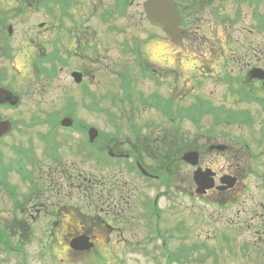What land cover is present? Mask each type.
Returning <instances> with one entry per match:
<instances>
[{"label": "flooded vegetation", "instance_id": "af4514ba", "mask_svg": "<svg viewBox=\"0 0 264 264\" xmlns=\"http://www.w3.org/2000/svg\"><path fill=\"white\" fill-rule=\"evenodd\" d=\"M106 1L108 5H101L100 0H0V123L10 124L8 133L0 138V148L6 139L12 143L5 155L0 149V239L6 244L19 238L17 247L0 246L4 257L0 264H26L28 256L23 244L29 237L35 241L42 264H264V172L256 173L254 163H248L249 156L264 149V119L258 122L216 120L210 115L208 119L190 117V129L181 130L185 108L194 104L184 107L185 98L197 101L192 98L195 92L187 94L181 89L184 91L191 83L187 78L215 82L212 66L217 63L221 70L230 60L236 63V74L239 71L244 75L232 79L233 88L239 84L249 96L264 98V80L259 78V71H264V0H166L178 12L177 27L183 36L179 43L168 38L167 28L153 24L139 12L138 8L142 9L149 0ZM127 9L131 22L125 20ZM95 18L99 20L88 23ZM99 26L104 27L103 31ZM233 29L255 34L261 40L232 39L229 34L236 31ZM103 32L107 41L113 42L114 59H109L107 49H103ZM219 32L221 38L217 36ZM138 33L146 37L137 39ZM232 45L239 48L226 56L225 48L229 50ZM153 46H159L164 53L157 61L148 52ZM205 47L207 53L202 55ZM239 50L241 54L235 55ZM186 54L195 60L190 71L185 70ZM167 56L172 58L171 63ZM110 65L123 67L115 91L130 88L128 95L134 94L122 106L139 112L138 117L145 111L156 116L145 124L132 118V114L119 120L134 127L133 135L129 139L125 136L124 143L117 139L109 149L107 141L100 137L95 151L74 153L70 146L72 131L59 126L60 121L56 125L54 120L18 119L23 98L27 93L32 98L36 95L31 93L32 88L35 85L38 92L37 80L41 77L42 83L46 78L50 84L63 79L64 85L55 86L71 106L68 97L73 91L89 97L88 87L93 85L94 76L105 73ZM30 79L33 81L28 82ZM25 84L29 87L24 88ZM227 96L229 93L223 104ZM234 96L232 103L240 99ZM246 126L252 127L250 131L245 130ZM154 127L158 129L155 132L151 131ZM33 129L31 142L28 135ZM233 130L244 133L235 135ZM225 138L228 143L219 142ZM184 139L193 141L191 147ZM158 143L163 145V152L157 150L161 158H177L182 167L192 171L180 174L177 185L170 187L166 182L170 179L168 166L155 171L144 162L145 155L155 154L152 151ZM35 144L39 150L34 149ZM153 144L156 145L152 147ZM251 144H257L256 149ZM235 145H242L243 152ZM124 146L128 149L123 150ZM105 154L113 160L112 165L131 159V172L155 186L162 182L165 187V191L162 185L154 188L149 203L146 198L139 203L138 219H152L148 232L136 230L137 213L129 211L131 193L137 192L135 186L106 185L103 176L88 172L89 161L104 167ZM188 154L193 156L194 165L183 161ZM217 161L219 170L213 169ZM253 176L263 180V189L253 210H248L247 197L246 201L241 198ZM208 183L211 187L203 191ZM169 191L178 195L180 204L204 199L215 211L202 222L199 214L195 217L189 210H178L181 222L168 231L165 226L171 221L161 212L166 207L158 209V204L169 199L175 203ZM232 207L237 208L231 216ZM206 226L212 230L199 232ZM186 240L188 244L183 243ZM175 242L179 244L174 247ZM236 246L244 255L249 251L241 263H236L237 256L230 257Z\"/></svg>", "mask_w": 264, "mask_h": 264}, {"label": "rangeland", "instance_id": "374dc122", "mask_svg": "<svg viewBox=\"0 0 264 264\" xmlns=\"http://www.w3.org/2000/svg\"><path fill=\"white\" fill-rule=\"evenodd\" d=\"M111 1V0H110ZM100 4L101 5H108V2L106 0H100ZM108 9V8H106ZM100 11V10H99ZM101 12V11H100ZM101 15V13H99ZM130 15V10L127 9L126 10V13H125V20H127L128 22H131V19L129 17ZM99 16V15H98ZM90 19V17H89ZM93 20H99L97 18L95 19H91L88 21V23L90 24L91 21ZM99 28H101L100 31H103V28L102 26H99ZM233 30H236V31H232L229 35L231 36L232 39H255V40H261V38H259L258 36H256L255 34H252L251 33V36L248 35L247 32H240V30H237V29H233ZM264 34V32H263ZM103 35V36H102ZM101 35V39L103 40V49H107L105 51H107L108 55H111V57H116V54H115V51L114 49L112 48L113 46V42H108V38H107V34L106 32H103ZM209 35V34H208ZM221 35L222 33H218V38H221ZM110 37H113V36H110ZM154 47V48H153ZM152 47V50L150 48V50L148 51L150 55H152V58L154 60H159L158 58L164 54L162 53V49H160L159 46H153ZM239 47L237 46H230L229 47V50H226V56H228L229 54L231 55L232 54V51L234 52L235 49H238ZM263 51H264V46H263ZM165 52V50H163ZM207 53L206 52V47L203 49L202 51V55ZM241 54V50H239L237 53H235V55H240ZM170 56V54H169ZM186 57H191V56H188L186 55ZM167 60H169L168 62L171 63L172 61V58L171 57H165ZM209 59V58H208ZM190 61H192V59H190ZM190 61H187L185 60L184 63H186L185 65V70H188L190 71L192 69V67L195 66V63L194 62H190ZM218 62V61H217ZM106 64H108V62H106ZM123 64V63H122ZM166 64V61L163 62V65ZM218 64L217 65H213V74H214V77H216V82H211L210 80H203V78H198L196 79L194 77L193 82L190 78H187V77H193V76H186V78L191 82V83H188L187 86L184 88V91L183 89H181V87L179 89H181L182 92L184 93H187V94H190L191 92L190 91H193L195 92L193 95H192V98H194V100L196 98H199L198 101L196 102H193L189 97L187 96L185 98V102H184V107H187L191 104H193L189 110L191 108H193V106L195 104L199 105L200 107H197V108H200L201 110H209V109H215V110H218L220 109L219 107H221V110L218 111L216 115V120H221V118L224 120V119H227V115H229L230 113L229 112H224L225 110H229V109H237L239 112L240 110H244V109H248L250 112V114L253 116L256 117V121H261L263 120V117L262 116L263 114L261 113L260 111V107L256 106L255 103H251V104H248V105H242L240 104L239 106H236V107H233L232 105V102L231 99L232 98H229L228 101H227V104L225 105H222L224 103V96L227 95V91L229 89V85L233 79V77L236 75V77H238L240 79V77H243V72H240L238 71V74L237 73V70H236V63H233L231 62H228L225 66H226V69L224 70H221L219 67H218ZM107 67V66H106ZM170 67V66H169ZM109 70H105V73H101L99 76H94L95 79H94V83L93 85L91 84V86L89 85V91L90 92H93L92 94L94 95V97L96 99H100L101 96H104L105 99H103V101L105 103H108V106L105 108V109H108V113H111V114H114L117 116V123L116 125L114 124H108L106 121L108 120L107 118L105 119L104 115L103 114H96L94 112H91V111H87L86 109H84L82 107V105L84 104V101L81 100V97L78 93H76L75 91H73V94L70 96V99L72 101V108H71V115H72V119H76L77 122H82V123H85L86 125H91L95 128L98 129V132L101 131L100 134L101 137L104 139V141H107V147L109 149H112L113 147V144L114 142H117V139H119V141L121 143H124V137L125 136H122V135H127L128 133H130V129H127V126H125L126 124L122 121H119L121 119H123L124 117H126L128 114H132V118H135V119H138L140 120L139 122L141 124H145L146 122H150V120H155L156 119V116L154 113H150L149 111H145L141 114V117H138V113L139 112H131L130 108L127 107V106H122V104H120L121 102L120 99H122V95L119 93V92H116L114 91L115 93L112 95V93L108 94V93H103L105 92L106 90H112L113 89V82H115L117 84V81L119 80V78H122V75H123V67H114V65H110L109 66ZM160 69L161 71L164 70L163 68H158ZM125 70V69H124ZM107 71H109L107 73ZM112 71H117L116 74H113ZM165 71H167L165 69ZM34 74V73H33ZM32 74V75H33ZM28 75V71L25 73L24 76ZM31 75L28 76L30 78H32L33 76ZM115 75L119 76L116 80L115 78ZM27 77V78H28ZM99 77H101L100 79H98ZM42 77L40 78V80H37V83H38V92L34 89V86L32 88V94H36L33 98L32 96H28L29 93H27V95H25V97L23 98V104L21 105L20 109L17 111L19 113V117L18 119H22L24 120L25 122H28V120H43L45 118V116L47 115H50V113H54V112H57L58 113L56 114V116L58 115H61L63 112L66 114L68 113V108H64V105L66 103L65 101V95H63V93L61 92V89L60 88H56L55 85L57 84H60V85H64V82H63V79H61L59 82H56L55 84H50V81L46 78H44L43 80V83L41 81ZM100 81V87L97 88V81ZM121 80V79H120ZM30 81H33V79H30L28 82ZM110 82V84H109ZM49 84V85H47ZM29 84H25V86H23L24 88H27L29 87L28 86ZM197 86H200L199 88ZM202 88V90H201ZM196 89H198L196 91ZM257 89V88H256ZM143 91H147V92H151V91H148V90H144ZM153 91V90H152ZM200 91V92H199ZM111 95V96H109ZM109 97V99H108ZM112 99V101H111ZM203 99H206L208 101H204ZM90 103V101H88V104ZM102 103V102H101ZM32 104H37L39 107L33 109L32 107H30ZM41 104V105H40ZM44 106V107H42ZM187 109V108H185ZM236 118H240L239 116H235ZM206 117L204 116V118L202 119H205ZM208 119V118H206ZM187 120H190V118H185V121L184 122H181L182 124V128L181 130L185 131V130H189V126H188V123H187ZM173 124V123H172ZM119 126L120 129H121V132H119L120 136L118 138V136L114 137L115 134L117 131H118V128L116 126ZM169 127H173V125H169ZM207 126H205L206 128ZM255 136L259 135L258 133V128L257 126H255ZM204 128V129H205ZM252 127H249V126H246L245 127V130L247 131H250ZM170 129V128H169ZM158 129L156 127L153 128V130L151 131H157ZM246 131V133H247ZM166 133V132H165ZM232 133H235V135H243L242 132H237L236 130H233ZM82 133L79 131V130H74L73 129V134H72V138L70 140L71 142V150L75 153L77 150L80 149V144H82V141H83V135H81ZM34 135H35V130L33 129V132L31 134H29V139L31 142H33L34 140ZM131 135V134H130ZM102 141V139H100ZM205 142L206 141H209V140H206L204 139ZM257 140H259V138H257ZM126 141H129V140H126ZM185 141V144L188 145V147H191V144L193 143V141L191 139H184ZM213 141V139L211 140ZM219 142L220 143H228L227 139L225 138V141L223 140H220L219 139ZM209 143V142H208ZM133 144V142H132ZM232 144V142H231ZM230 144V145H231ZM11 145L12 143L10 142V139H6L5 142L3 143L2 145V148L1 149V153L3 155L6 154V152L10 151L11 149ZM156 144H153V146H155ZM251 146L256 149L255 146H257V144H251ZM187 147V148H188ZM163 148V145L161 143H158L157 146L155 147L154 152L155 154L152 156H149V155H145L143 158L145 159L144 162L147 164V167L148 169H153V170H160L161 167H167L168 166V169L170 170V179L167 180L166 182L169 183L170 187L172 185H177L178 182H179V175L182 174V173H191V169H189L187 166V168L185 167H182V161L180 160H177V158H172L167 160L166 158H161V156H159L161 154L160 151H157L159 149H161V151L163 152L162 150ZM234 148H237L239 150V152H243L242 150V145L240 147H238L237 145H235ZM35 150H39L40 148L37 146V144H35ZM125 149H128V147L124 146L123 147V150ZM236 149V151H237ZM92 150V151H95V147H89V151ZM264 152V149H258V152H257V155L255 153V155L253 154L252 156H249L248 157V163L249 165L251 166L252 163H254V167L255 168V171L256 173L257 172H260V173H263L264 172V154H260ZM236 156V154H235ZM246 158L247 156L244 155ZM75 156H73L74 158ZM239 160V159H238ZM252 160V161H251ZM109 161H113V160H107L105 159V165L104 167H102L101 165L97 166L95 165L93 162L89 161L88 162V165H87V169H88V172L90 174H93L95 175V177H98L99 175L103 176L104 177V180L103 182L106 184V185H113V186H121L123 184H126V185H134L135 188L137 189V192H133V194L131 193V198H132V201L133 202H130V209L129 211L134 214V213H137V224H135L137 227H136V230L139 231V232H148L149 229H148V224L151 223V218H148L146 219L145 221H142L139 220V216H140V209H139V206L142 202L143 199L146 198V201L149 203L150 199L152 200L153 199V196H152V191L154 188H160L161 185H162V190L165 191V187L163 186L162 182L158 183L156 186L154 185V183L150 180H143L142 178H140L136 172L133 173L131 172V170H129V167L132 168V161L131 159L128 161V160H121L120 161H115V162H118V163H114V165L110 164ZM235 161V160H234ZM220 162L217 161L216 165L213 167V169H216V170H219V165ZM234 164V163H233ZM184 166V165H183ZM85 168V167H84ZM97 168V170H96ZM86 170V168H85ZM193 170V169H192ZM191 171V172H190ZM260 182H263V180H260L258 179V177L256 176H253V177H250L249 178V181H248V187H247V191H246V194L244 193L243 194V199L244 201H246V197H247V209L249 210H253V206L255 205L256 201L258 202L260 200L259 197H261V194H262V189L263 187L260 185ZM133 189H131L132 191ZM170 190V189H169ZM137 193L140 195V200H139V195H137ZM169 195L172 196V200L173 202L175 203H171V199H169L168 201L169 202H159L158 204V209H160L161 207L165 206L166 209L165 211H162L161 212L167 216L168 218V221L170 220L171 222L169 223V225L165 226L166 228L168 227V231L170 228L174 227L175 224L177 223H180L181 222V215L176 212V211H181V212H185V211H188L192 213V215H194L195 217H197V215L199 214L200 215V219L201 220H208V215L209 213H212L214 212L215 210H213V207L212 205H208L207 204V201H204V199L202 200H199L198 202H194V203H188V202H184V204H180L179 201H181V199L178 197V195L172 191H169ZM252 197H254V200H252ZM2 201V198H1V194H0V203ZM179 202V203H178ZM177 203H178V206H177ZM236 208L237 207H232L230 210L231 212V216L233 215V213L236 211ZM183 209V210H182ZM161 216V214H160ZM2 220V216L0 214V221ZM141 223H140V222ZM186 228H187V231H189V228H188V223H186ZM164 231H166V229H163ZM212 230V227L209 228L208 226L204 227L202 229L201 227V230L199 232H206V231H210ZM241 238V237H240ZM204 239V236H202V240ZM19 238L17 239H12V245L13 247H17L18 245V241ZM188 241L186 240L185 242L183 243H187ZM179 243L175 242V246H177ZM188 244V243H187ZM240 247V246H239ZM241 247H242V244H241ZM23 248H24V252L27 254L28 257H26V264H42V258L40 257V260L37 258L39 254H37V246L35 244V241L32 239V237H29V238H26L25 239V243L23 244ZM243 250L242 248L239 249L238 246H236V251L234 252V254H232L230 257L231 259H235V257L237 256L236 258V263H241L242 260H243V257L246 258L247 255L249 254V251H248V254L247 255H244L243 254ZM244 255V256H243ZM4 258L3 256L0 255V258ZM229 257V259H230ZM252 257L256 258V256H253ZM1 258V259H2ZM224 258V256L221 257V260ZM234 262V261H233ZM235 263V262H234ZM207 264V263H206Z\"/></svg>", "mask_w": 264, "mask_h": 264}, {"label": "water", "instance_id": "95a60500", "mask_svg": "<svg viewBox=\"0 0 264 264\" xmlns=\"http://www.w3.org/2000/svg\"><path fill=\"white\" fill-rule=\"evenodd\" d=\"M162 8H163V11H162V9H159L158 11H159V13H160V15H161V17L163 19L169 21V20L175 18L176 15H175V12L173 10H171V9L166 10L165 7H162ZM175 26H176V23H175ZM170 34L171 35L172 34L177 35V32L174 29H171L170 30ZM89 134H90V137H91V133L90 132H89ZM186 158L190 159L189 157H186Z\"/></svg>", "mask_w": 264, "mask_h": 264}]
</instances>
